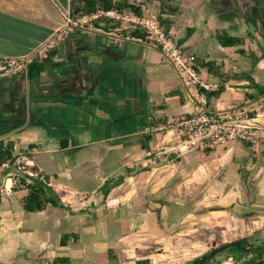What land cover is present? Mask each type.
<instances>
[{
  "label": "crops",
  "instance_id": "crops-1",
  "mask_svg": "<svg viewBox=\"0 0 264 264\" xmlns=\"http://www.w3.org/2000/svg\"><path fill=\"white\" fill-rule=\"evenodd\" d=\"M175 4L173 39L178 43L194 29L178 43L184 53L218 61L231 75L220 82L206 69L198 72L211 107L257 112L264 101V0ZM82 5L0 0V139L18 142L17 164L1 167V182L11 192L0 195V264H194L215 246L229 250L238 241L253 248L242 261L251 256L252 264H264V241L256 242L264 238V188L247 194L221 178L231 154L250 151L234 143L214 166L206 158L194 161L192 153L218 149L186 148L181 134V121L204 94L184 82L158 46L135 36L139 21L160 15L161 2L149 0L144 17L100 11L85 25L74 24L70 19L81 18L73 13ZM218 31L251 32L255 41L243 48L257 60L240 47H223ZM53 48V62L40 77L28 78V64ZM240 96L248 101L231 102ZM257 143L263 153L264 139ZM19 166L49 177L63 205L26 211V191L13 189L23 173ZM258 175L264 185V163ZM120 177L109 193L101 192ZM233 258L224 264H236Z\"/></svg>",
  "mask_w": 264,
  "mask_h": 264
},
{
  "label": "trees",
  "instance_id": "trees-1",
  "mask_svg": "<svg viewBox=\"0 0 264 264\" xmlns=\"http://www.w3.org/2000/svg\"><path fill=\"white\" fill-rule=\"evenodd\" d=\"M149 0H145L144 2H135L132 3L129 0H83V5L76 9L74 11V17H84L88 15L96 14L100 11L109 12V11H117L119 13H135L139 16H146L144 6L147 4ZM161 2V13L158 16V20L161 23V26L164 28L165 32L171 37V30L173 27V19L171 16L177 14L180 12L179 6L175 4L177 0H158ZM101 20V19H98ZM112 22V21H111ZM115 22V21H114ZM120 22H115V25H119ZM145 32L143 27L138 26L137 31L135 32V36L139 37L143 40L146 39V34H143L142 32ZM194 33V29H189L188 33L185 38L178 41L180 45H183ZM215 37L217 38L218 42L223 47H240L239 53L242 55L250 57L253 61L257 60V55L254 53V51L243 48L247 44V41H255V37L252 35L251 32L247 34V37H238V36H232L229 35L227 32L218 31L215 33ZM57 49L53 48L47 52V55L43 59H39L33 63L28 64L27 66V76L30 79H36L41 76V74L44 72L46 66L48 64H51L53 60L57 56ZM194 58V65L195 69L200 72L201 68L206 69L209 74L214 75L219 78L220 82H225L227 79L231 77L230 74H228L225 71V66L222 63H219L215 60H202L198 59L197 57ZM198 89L200 93H203L205 96L210 97L211 92L200 85H198ZM263 107H264V101H263ZM211 106V103H209ZM256 112H251V115L254 116ZM150 123L146 122L142 126L145 128L149 126ZM148 141L150 140L149 137H147ZM236 142L244 144L248 148L255 147L258 145V143H253L251 141L246 140H238ZM18 142L14 141L10 138H2L0 139V167H2L4 164L9 163L11 165L17 164V155H18V149H17ZM36 147L35 145H29V148L33 149ZM220 147V146H218ZM216 147V148H218ZM145 149H150L148 145H146ZM213 148H206L205 151L208 153L211 152ZM260 149H258L259 151ZM257 153V152H256ZM264 154V152L262 153ZM264 157V155H263ZM18 168V167H17ZM16 179L18 180V183L14 186L15 190H19L23 188V190L26 191V194L23 198V207L28 212H36L44 210L48 205H54V206H62V200L57 194V192L53 189L52 186L49 185V177L42 176H31L24 173H19V175H16ZM124 177H120L118 180L116 179H110L106 182L104 187L102 188V193H109L112 185H117L120 182H122ZM20 185L24 186L21 187ZM242 244V241H238L236 243H232L229 246H236L239 247V245ZM264 251V247L262 248ZM211 252L208 253L204 259L195 261L194 264H206V259L209 257L211 258ZM260 264H263L261 262Z\"/></svg>",
  "mask_w": 264,
  "mask_h": 264
},
{
  "label": "built area",
  "instance_id": "built-area-1",
  "mask_svg": "<svg viewBox=\"0 0 264 264\" xmlns=\"http://www.w3.org/2000/svg\"><path fill=\"white\" fill-rule=\"evenodd\" d=\"M111 13L113 12H107V14ZM86 17L78 18L76 23L75 20L70 19V21L74 24L85 25ZM139 24L145 30L146 39L158 46L164 55L173 61L184 82L198 85V71L195 69L194 58L185 54L181 46L165 32L158 17L142 19ZM197 91L199 92V89ZM203 96L196 110L180 123L186 148L192 146L204 149L216 148L231 141L246 140L257 143L260 139H264V107L257 110L254 116L250 111L242 108L217 111L209 105L207 96ZM7 165L10 164L6 163L2 167ZM18 168L24 174L34 176L33 173H28L25 167L19 166ZM1 176L0 167V195L3 196L11 190L1 182ZM14 183L15 185L18 183L16 178Z\"/></svg>",
  "mask_w": 264,
  "mask_h": 264
},
{
  "label": "rangeland",
  "instance_id": "rangeland-1",
  "mask_svg": "<svg viewBox=\"0 0 264 264\" xmlns=\"http://www.w3.org/2000/svg\"><path fill=\"white\" fill-rule=\"evenodd\" d=\"M11 62H12L11 63L12 66L17 65V67H20V65H21V64H19V65L16 64L18 62H15V61H11ZM247 98L248 97L244 98V96L235 97V98L231 99V102L233 104L243 103V102L248 101ZM234 143L238 144L239 142L231 141V142L226 143L224 145H220V147H218V149L214 150V153H211V154H206L203 150L201 151V153H198V152L192 153V155L194 157L193 159L196 162H202V161H205L206 159H208L206 161H209L211 166H214L215 165V162H213L214 159L218 155H221L224 151H226L227 148H231ZM259 146L260 145L255 146L257 155H259V156H255V154L246 146L244 147V149L250 151L251 155L246 156V155L241 154V155L235 156V155L231 154V158H230L231 160L227 161V167H225L221 172V176H222L221 178L226 180L229 185L232 186V185L236 184V182H238L239 187L243 193L247 192V194L251 193V194L256 195V196L259 195L260 191H262V189L264 188L263 183L260 184V182H259L261 177L258 175V173L260 172V167L264 163V157H263L264 154H262L261 152L258 151ZM247 194H244V195L246 196ZM259 198L263 199L262 196H259ZM234 226H236L235 223H234ZM262 241H264V238H261L256 242L258 244V243H261ZM227 246L228 245H225V244L215 246L210 252H213L214 250H216L217 248H220V247H225L226 249H224V251L222 250L223 253L218 252L215 255L211 256V258L208 257L206 259V261H207L206 264H224L225 261L229 260L231 255L234 257L233 261L236 264H246L249 261H251V259H252L251 256L248 257V259L245 261H242V259L249 256L250 251L253 249L252 247L251 248L250 247L240 248V247L232 246L229 250H227L228 249ZM263 247L264 246H262V248ZM260 263H258V264H260ZM249 264H252V262H249Z\"/></svg>",
  "mask_w": 264,
  "mask_h": 264
},
{
  "label": "water",
  "instance_id": "water-1",
  "mask_svg": "<svg viewBox=\"0 0 264 264\" xmlns=\"http://www.w3.org/2000/svg\"><path fill=\"white\" fill-rule=\"evenodd\" d=\"M225 247H220V248H217L216 250H214L213 252H211V256L215 255L216 253L222 251Z\"/></svg>",
  "mask_w": 264,
  "mask_h": 264
}]
</instances>
